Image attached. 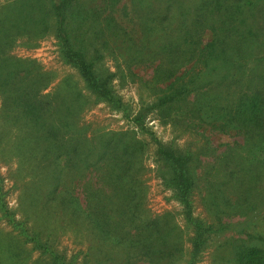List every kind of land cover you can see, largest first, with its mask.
I'll use <instances>...</instances> for the list:
<instances>
[{
	"label": "rangeland",
	"instance_id": "374dc122",
	"mask_svg": "<svg viewBox=\"0 0 264 264\" xmlns=\"http://www.w3.org/2000/svg\"><path fill=\"white\" fill-rule=\"evenodd\" d=\"M106 4V0H71L65 15L71 41L95 60L96 71L107 79L121 100L119 107L90 91L78 70L64 58L51 0H0V180L6 202L4 208L0 202V264H56L49 250L74 264H189L194 226L187 220L179 192L173 182H168L172 173L158 153V142L184 152L199 151L210 141V148L203 150L202 162L196 167L198 188L192 207L195 218L208 221L214 217L209 189L211 182L221 176L215 168H223L221 153L229 144L241 141L242 134L226 120L227 125L221 128L222 117L204 114L200 118L177 108L165 116L156 104L158 88L168 84L158 78L160 72L156 73L155 64H151L157 54L141 50L142 43L135 46L129 38L125 37L126 42L113 38L114 31L123 34L131 29L135 39L141 38L138 18L142 10L134 12L133 0H122L110 12L104 8ZM143 12L148 17L150 13L151 18L155 11ZM107 15L115 18L120 30L111 21L108 28ZM210 36L209 31L205 32L204 41ZM155 38L152 28L145 42L153 48ZM142 59L147 62L130 64ZM188 79L189 76L184 81ZM206 90L190 94L191 101H199L203 107L214 103L210 95L216 91L204 93ZM44 93L51 96L44 100L49 103L42 122L60 129L56 138L37 132L34 127L40 123L34 126L22 111L20 101L25 95H34L37 102ZM63 106L73 107L69 115ZM189 106L190 109L192 104ZM140 113H144L143 127L133 121ZM108 139L138 141L143 146L142 167L136 171L141 177V201L136 204L139 209L130 226V236L115 225L120 215L118 208L123 204V190L119 183L113 189L108 186L111 170L106 157L102 158ZM76 146V151L67 153ZM62 191H68L83 208L87 207L86 213L65 208L67 205L61 204ZM261 202L256 198L251 205L262 209ZM249 210L245 212L250 213ZM231 214L225 221L233 226L223 234L215 233L213 240L207 239L197 264H219L218 255L233 243L232 238L244 237L238 224L252 222L255 241H262L261 216L254 213L246 219L236 211ZM154 219L161 226L167 222L177 226L165 237L169 244L154 245ZM139 222L144 227H139ZM100 229L104 231L102 236ZM141 232L147 234V245L139 244L136 234ZM36 234L49 250L36 246ZM114 235L117 239H111ZM146 246H152L150 251L145 250ZM170 247L176 248L174 256L167 253L158 257L157 251L166 252ZM128 256L131 259L127 262Z\"/></svg>",
	"mask_w": 264,
	"mask_h": 264
},
{
	"label": "trees",
	"instance_id": "16d2710c",
	"mask_svg": "<svg viewBox=\"0 0 264 264\" xmlns=\"http://www.w3.org/2000/svg\"><path fill=\"white\" fill-rule=\"evenodd\" d=\"M51 1L64 58L78 70L90 91L119 107L121 100L109 87L107 79L96 71L95 60L89 59L85 50L75 46L71 41L68 16L65 15L71 0ZM121 1L106 0L107 4L104 8L109 9L110 12ZM133 1L136 4L134 12L142 10L141 18H138L142 25V37L135 39L131 29L123 34L114 31L113 38L121 42H126L128 41L126 38H129L135 46L142 43L141 50L149 49L157 54V57L151 60V64H155L156 73L160 72L158 78H164L168 82L158 88L160 90L156 100L158 108L165 116L177 108L181 112H191L200 118L204 114L214 118L222 117L219 124L221 128L227 125L226 120L243 136L241 141L229 144L227 150L220 155V165L222 164L223 168L217 166L215 171L217 169V175L221 173V176L219 180L215 179L211 182L209 189L213 196L210 199L212 201L210 207L214 212V217L208 220L209 222L193 217L192 200L194 191L198 188L196 167L202 162L200 158L203 150L210 148V141L199 151L184 152L164 147L158 142V153L168 162V168L172 173L168 182H173L179 192V199L187 210V220L194 226L189 264H197L198 256L203 251L207 239L213 240L215 233L223 234L233 226L231 222L225 221V218L232 216L233 211L240 213L246 219L252 217L254 213L264 219V214L261 215L264 208H253L251 205L256 198L264 204V4L262 0H155L154 4L151 0ZM149 9L155 11L151 18L150 13L148 17L143 12H149ZM107 18L109 29L110 21L115 29H119V24L114 23L116 21L114 17L107 15ZM149 20L152 21L150 24H148ZM152 28L156 31L153 48L145 42L147 32ZM207 31L211 36L205 42L203 34ZM143 62L147 61L142 59L130 64ZM248 74L252 75L251 78ZM187 76H189L188 81H184ZM41 80L45 81V76H42ZM46 88L47 85L43 90ZM204 88H207L204 93L208 90H215L216 93L210 95L214 103L206 100L208 104L203 107L199 101L198 103L195 100L191 101L190 94H197ZM50 96L44 93L42 94L44 99L40 98L35 102L34 95H25L20 103L23 113L34 122V126L40 123L39 126L34 127L37 132L45 134L46 137L56 138L60 136V129L47 127L46 122H42L49 103L44 100ZM219 100L228 103H221ZM174 103L176 104L173 106ZM189 104H192L190 109ZM72 108L63 106V111L69 115ZM133 121L143 127L144 113L133 117ZM112 141V139L106 140V147L102 148L106 153L102 158L106 157V165L111 170L108 186L113 189L116 183H119L123 190L121 196L123 204L118 208L120 215L115 225L117 228L125 229L128 232L126 235L130 236L129 229L139 209L136 207L141 201L142 190L139 188L141 177L136 171L142 167L143 146L138 141L133 143ZM77 149V146L68 149L67 153ZM1 185L0 180V202L1 207L4 208L6 202L3 199ZM232 191L237 192L238 195ZM67 192H60L61 204L67 205L65 208L73 209L76 213L85 214L87 207L83 208L76 198ZM248 208L250 213L245 212ZM258 216L257 221L260 219ZM9 217L16 222L11 215ZM153 222L157 234L153 239L154 245L169 244V238L165 237L169 235L168 232L177 229V226H172L169 222L161 226L156 219ZM137 225L144 227L140 222ZM238 226L243 228L244 237L232 238L233 243L229 242L223 253L218 255L219 264H264V228H261L262 234H260L262 241L257 242L254 239L252 222H244ZM102 231L99 230L100 236L104 234ZM136 236L139 237L140 245H147V234L141 232ZM107 239L109 238L106 230ZM111 239H117V236L114 235ZM33 241L37 247L49 250L39 241L37 234L33 235ZM151 248L152 246H146L145 250L150 251ZM49 251L56 264H74L67 262L63 256L53 250ZM175 251V247H170L166 252L156 253L162 258L167 253L174 256ZM133 254L135 256V253ZM130 259L131 256H128L127 262ZM79 264H87V262Z\"/></svg>",
	"mask_w": 264,
	"mask_h": 264
}]
</instances>
